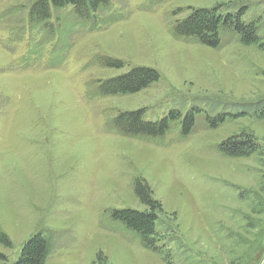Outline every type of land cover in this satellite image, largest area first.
I'll return each instance as SVG.
<instances>
[{
    "label": "rangeland",
    "instance_id": "obj_1",
    "mask_svg": "<svg viewBox=\"0 0 264 264\" xmlns=\"http://www.w3.org/2000/svg\"><path fill=\"white\" fill-rule=\"evenodd\" d=\"M33 1L0 0V233L11 243L0 252L11 263L44 232L45 264H94L99 253L111 264H264V110H248L264 105V50L229 32L218 48L172 33L192 9L218 7L242 10L264 37V0H113L95 27L68 7L52 10L49 38L39 26L29 33ZM137 67L159 80L98 94V82ZM171 109L201 110L187 138L177 126L161 142L108 127L122 112L144 110L148 121ZM224 113L215 128L206 120ZM251 139L256 150L245 156L219 149ZM139 177L163 207L160 252L110 215L146 209L134 193Z\"/></svg>",
    "mask_w": 264,
    "mask_h": 264
},
{
    "label": "trees",
    "instance_id": "obj_2",
    "mask_svg": "<svg viewBox=\"0 0 264 264\" xmlns=\"http://www.w3.org/2000/svg\"><path fill=\"white\" fill-rule=\"evenodd\" d=\"M113 4V0H34L28 11L29 33L39 26L43 29L45 37H53L56 33L55 23L50 22L52 10H66L85 21L96 25L95 19L100 10L106 11ZM242 10L221 13L220 8L192 9L183 19L173 22L172 33L177 39L199 42L206 46L218 48L223 42L225 33H232L242 45H257L264 50V37L260 35L261 28L255 20H244L245 12ZM67 13V14H68ZM57 22V18H56ZM95 23V24H94ZM40 24V25H38ZM66 25L69 26V23ZM67 26V27H68ZM97 61L104 66L121 69L124 64L120 60L97 56ZM159 80L158 72L150 67H137L117 77L98 82V94L117 95L131 94L148 87ZM263 111L264 105L248 110ZM200 109H192L185 114L171 109L168 114L159 120H144V110L134 112H122L108 122L110 130L124 135L134 136L138 139L161 142L166 139L173 126H177L180 138H187L193 131L197 114ZM231 114L207 116L206 120L215 128L223 123ZM220 151L229 157H241L255 151L253 139L243 143H223ZM134 193L146 209L133 208L112 209L110 215L113 221L118 222L124 229L132 232L141 245L154 252H160L163 241L162 232L157 227L159 216L163 213V207L159 200L154 198L151 189L145 179H135ZM0 242L10 247L11 243L7 235L0 233ZM52 236L44 232L32 234L23 243L15 260L9 262L7 256L0 252V264H45L51 251ZM94 264H111L106 256L98 254Z\"/></svg>",
    "mask_w": 264,
    "mask_h": 264
}]
</instances>
